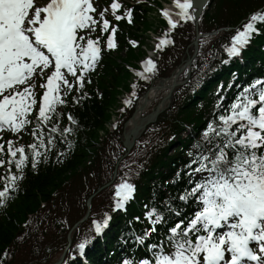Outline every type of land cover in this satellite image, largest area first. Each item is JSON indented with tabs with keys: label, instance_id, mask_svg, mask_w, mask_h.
I'll return each mask as SVG.
<instances>
[{
	"label": "snow or ice",
	"instance_id": "1",
	"mask_svg": "<svg viewBox=\"0 0 264 264\" xmlns=\"http://www.w3.org/2000/svg\"><path fill=\"white\" fill-rule=\"evenodd\" d=\"M174 4L179 10L176 19L170 10L163 11L170 30L180 20L196 19L200 6L196 0H174ZM120 8L121 4L114 0L113 14ZM106 11L98 16L103 18ZM94 13L93 0H47L43 6L38 0H0V131L19 134L33 125L30 134L38 140L27 145L30 152L24 145L17 146L16 141L8 140L7 147L0 142V168L4 169L0 173V206L18 190L25 166L30 163L35 169L41 158L47 159V152L57 140L71 147L67 136L74 129L59 124L62 114L58 106L66 103L63 96L73 89V82L83 88L86 74L101 58L100 38L91 36L100 26ZM125 16L131 23V9ZM122 18L115 15L116 20ZM261 28L264 11L250 14L236 29L230 46H225L227 54L239 56ZM102 30L109 32L108 19L102 20ZM116 32L112 27L108 49L116 46ZM170 43L165 33L156 47L162 49ZM143 68L136 75L147 80L150 77L146 73H154L156 64L148 58ZM40 78L46 80L39 84L45 90L37 97L36 81ZM224 99L220 97L213 119L188 152L190 160L185 169L190 187L164 201L163 208L145 206L144 216L150 227L142 235L133 233L135 242L144 245L158 232V226H167L160 232L163 239L147 245L150 258L125 259L122 264H264V80L256 79L244 86L227 106ZM125 103L130 105L132 101ZM67 118L76 123L71 114ZM46 126H50L47 132ZM5 152L7 159L3 158ZM13 166L20 175L12 171ZM182 173L184 169L176 176ZM115 188L114 211L124 209L135 191V186L123 178ZM175 199L194 205V211L168 226L171 216L182 215L173 204ZM111 218L105 213L103 220L92 221L96 235L104 233ZM135 219L139 221L140 217ZM94 238L85 236L77 244L81 255Z\"/></svg>",
	"mask_w": 264,
	"mask_h": 264
},
{
	"label": "trees",
	"instance_id": "2",
	"mask_svg": "<svg viewBox=\"0 0 264 264\" xmlns=\"http://www.w3.org/2000/svg\"><path fill=\"white\" fill-rule=\"evenodd\" d=\"M156 2L159 3L157 0ZM263 3L264 0H214L213 11L205 14L201 28L212 30L224 25L237 24L248 12ZM150 10L151 8L144 6L136 8V26L128 25L120 36L118 54L113 52L105 56L95 78L96 86L90 89L91 97H86L78 105L70 103L67 108L77 123L76 135L67 136V140L71 141V147L68 146L63 157L58 160L51 159L39 164L35 169L29 164L23 171L24 181L19 192L6 205L0 206V261H3V264L53 262L56 252L62 246L60 244L64 233L76 220L85 215L88 198L112 179L115 165L125 152L121 140L122 130L108 133L104 137H101L99 132L105 128V123L110 118L109 109L116 102L119 88H131L129 79L132 73L129 66L137 67L134 61L143 55L144 50L142 47L133 48L127 38L129 36L140 38L144 32L152 29L154 22L150 21ZM160 22L164 24L163 20ZM191 30L188 24H185L179 28L178 34L184 38L189 37L191 42ZM262 31L264 32V28ZM226 36L227 34L216 40L209 53L198 55L193 63L190 81L177 89L173 105L160 116L156 125L148 128L146 137L138 141L131 156L124 160L122 167L119 168L118 175L135 180L140 190L138 203L130 208L128 214L130 218L135 213L142 216L144 204L163 208L164 201L170 197H178L185 188H189L186 171L184 170L179 178L176 173L181 163L185 167L190 160L188 152L192 150L190 143L192 137L189 135L187 139H183L177 134L184 129L185 123L194 124L196 132H199V127L205 126L201 105L205 107L207 100L212 101L208 95L218 80L231 74L230 69L226 68L214 72L219 62L218 54L225 43L221 40H225ZM256 45H264V33L257 36L254 44L246 52L250 59L248 67H252L251 70H257L255 62L258 59L262 60L264 56V48H257ZM179 48L180 44L177 42L174 48L169 47V50L161 51L160 65L153 76H168L175 70L182 61L180 53L184 52V56H187L184 50L177 52ZM123 51L124 56L120 54ZM235 65L239 69V66H242L239 61L235 62ZM204 76V83H200L201 87L192 92L194 86ZM145 84L143 81L140 82L141 90L145 89ZM99 90L102 91L101 95H98ZM207 113L212 114V111L207 110ZM131 114L132 111H129L126 116ZM66 121L63 114L64 125ZM61 142L68 145L64 141ZM173 146L178 148L174 154H169ZM135 158L142 159L137 166L134 163ZM0 187H3L2 183ZM110 193L111 189L105 188L95 196L92 216L80 226L81 232L88 234L91 218L103 215V211L108 208L105 199ZM173 204L179 208L183 217L191 213L192 204H183L179 199H175ZM174 218H176L174 215L169 218L168 226ZM115 220L113 231L108 233L105 243L98 241L95 250L89 251L92 264H101L102 258L99 253H104L105 258L106 255L120 257L125 254L122 248L124 246L126 248V241L129 243L127 235L130 223L123 215L117 216ZM135 224L137 225L136 222ZM166 227L161 226L160 232L166 231ZM157 238L163 239L160 234ZM5 252L8 253L7 256L4 255Z\"/></svg>",
	"mask_w": 264,
	"mask_h": 264
},
{
	"label": "bare ground",
	"instance_id": "3",
	"mask_svg": "<svg viewBox=\"0 0 264 264\" xmlns=\"http://www.w3.org/2000/svg\"><path fill=\"white\" fill-rule=\"evenodd\" d=\"M244 51V49L242 50V52ZM167 92L166 89L164 88H161V87H157V88H153L151 89V91L149 92L148 96H147V99H143L142 100V104L145 103V106L144 108L146 107V109H149L152 107L153 103L155 100L157 99H161V97L163 95H165V93ZM145 109V110H146ZM143 113V112H142ZM141 112L138 114V117L136 118L137 119V122H140L142 117H143V114Z\"/></svg>",
	"mask_w": 264,
	"mask_h": 264
},
{
	"label": "water",
	"instance_id": "4",
	"mask_svg": "<svg viewBox=\"0 0 264 264\" xmlns=\"http://www.w3.org/2000/svg\"><path fill=\"white\" fill-rule=\"evenodd\" d=\"M210 0H196V3L200 5L198 7V14L202 12L203 8L209 3Z\"/></svg>",
	"mask_w": 264,
	"mask_h": 264
},
{
	"label": "rangeland",
	"instance_id": "5",
	"mask_svg": "<svg viewBox=\"0 0 264 264\" xmlns=\"http://www.w3.org/2000/svg\"><path fill=\"white\" fill-rule=\"evenodd\" d=\"M125 1H133V0H125ZM153 15H156L155 12L153 13ZM147 43H148V39H147ZM155 103H157V100L155 101Z\"/></svg>",
	"mask_w": 264,
	"mask_h": 264
}]
</instances>
